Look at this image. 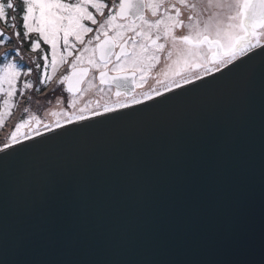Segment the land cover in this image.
<instances>
[{
	"label": "snow or ice",
	"instance_id": "snow-or-ice-1",
	"mask_svg": "<svg viewBox=\"0 0 264 264\" xmlns=\"http://www.w3.org/2000/svg\"><path fill=\"white\" fill-rule=\"evenodd\" d=\"M231 82L163 147L113 136ZM25 103L55 110L0 144V264H264V0H0V127Z\"/></svg>",
	"mask_w": 264,
	"mask_h": 264
},
{
	"label": "water",
	"instance_id": "water-1",
	"mask_svg": "<svg viewBox=\"0 0 264 264\" xmlns=\"http://www.w3.org/2000/svg\"><path fill=\"white\" fill-rule=\"evenodd\" d=\"M241 88L238 82H231L221 86L220 91L213 99L201 100L193 99L186 101L182 108H166L158 113L144 117L138 124H133L127 130L114 133L116 141L122 145L127 144L130 138L139 139L140 133L154 137L160 147L168 136L170 129L176 127L180 123H187L192 120L198 112L202 104H209L221 111H226L232 104L235 95ZM89 149L96 155L103 154L112 150V138L105 136H95L90 139ZM80 148L78 145H63L59 149H55L48 157L37 156L31 161L22 162L21 169L24 167L32 168L35 174H39L46 168L58 166L64 161L60 157L65 154H78ZM146 255H153L151 249L139 246L133 247L121 253V258L140 259Z\"/></svg>",
	"mask_w": 264,
	"mask_h": 264
},
{
	"label": "rangeland",
	"instance_id": "rangeland-1",
	"mask_svg": "<svg viewBox=\"0 0 264 264\" xmlns=\"http://www.w3.org/2000/svg\"><path fill=\"white\" fill-rule=\"evenodd\" d=\"M34 78V77H33ZM25 106H28L29 108H30V111L31 112H35V113H38V114H40L42 111V113H45V109L46 108H52V105H45V104H43V103H41V104H35V103H32V104H23V106H22V109H21V112H20V114H18L19 115V119L17 120V122H19V120L20 119H22V118H25V116H26V114H24L23 113V108L25 107ZM15 109V108H14ZM14 109H13V111H14ZM53 110V109H52ZM41 113V114H42ZM16 116V114L14 115V117ZM9 122H11V117L10 118H8L6 121H5V123H4V125H3V127H0V130L2 129V128H4V126H7V124L9 123ZM16 121L12 124V126H11V129L9 130V133H8V135L6 136V138L10 135V133H11V131H13L14 130V125H15V123H17ZM8 127H10V125L8 126ZM5 138V139H6ZM3 142H4V140H3Z\"/></svg>",
	"mask_w": 264,
	"mask_h": 264
},
{
	"label": "flooded vegetation",
	"instance_id": "flooded-vegetation-1",
	"mask_svg": "<svg viewBox=\"0 0 264 264\" xmlns=\"http://www.w3.org/2000/svg\"><path fill=\"white\" fill-rule=\"evenodd\" d=\"M42 46L45 47V48L47 47V46H44V45H42ZM161 69H162V66L158 67V68L156 69V71H160ZM34 78H35V77H34ZM150 82H151V81H150ZM60 94H61V91L58 90L57 95H60ZM90 98H94V97H92L91 95H89L88 97H86V99H90ZM22 106H23V104H21L19 107H22ZM19 107H18V108H15L14 111H13V113H15V114L19 113V112L21 111V109H22V108H19ZM52 109L55 110L54 108H52ZM42 112H43V111H42ZM42 112H41V113H42ZM41 113H40L39 115H41L42 117H44L45 113H42V114H41ZM18 117H19V115H17V117L14 118V122H15V121L17 122V120L19 119ZM47 118L50 119L51 117L49 116V117H47ZM14 122H13V123H14Z\"/></svg>",
	"mask_w": 264,
	"mask_h": 264
},
{
	"label": "trees",
	"instance_id": "trees-1",
	"mask_svg": "<svg viewBox=\"0 0 264 264\" xmlns=\"http://www.w3.org/2000/svg\"><path fill=\"white\" fill-rule=\"evenodd\" d=\"M19 108H22V107H19ZM21 112V111H20ZM20 112L18 114H20ZM10 125V127H8ZM11 126H12V122L8 123L7 126H4V128H2L0 130V144L3 143V140H5L6 136L8 135L9 133V130L11 129Z\"/></svg>",
	"mask_w": 264,
	"mask_h": 264
}]
</instances>
